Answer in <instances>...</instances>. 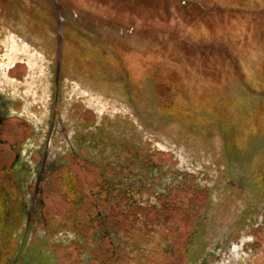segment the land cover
<instances>
[{
	"label": "rangeland",
	"instance_id": "374dc122",
	"mask_svg": "<svg viewBox=\"0 0 264 264\" xmlns=\"http://www.w3.org/2000/svg\"><path fill=\"white\" fill-rule=\"evenodd\" d=\"M20 56L35 82L15 94L35 111L7 136L35 129L54 218L91 210L103 174L159 167L143 206L102 208L118 232L91 264H264V0H0V71L22 79L25 65L2 70ZM0 198V231L31 242L24 263L63 264ZM83 225L58 235L90 236Z\"/></svg>",
	"mask_w": 264,
	"mask_h": 264
},
{
	"label": "flooded vegetation",
	"instance_id": "af4514ba",
	"mask_svg": "<svg viewBox=\"0 0 264 264\" xmlns=\"http://www.w3.org/2000/svg\"><path fill=\"white\" fill-rule=\"evenodd\" d=\"M14 62V65H11L10 68L4 69V67L2 70L8 71L12 68L15 69L18 65L20 67L25 65L26 73L22 79L16 78V76H12L11 74L5 76L3 72L0 71V76H2L4 80V84L0 86V196H7L9 201V204L5 207L6 210L2 209V212L6 211L2 214V218L5 220L8 213L13 215L12 217L15 218L16 221L21 220V224L18 227H21V225L23 227L19 231L22 233L24 228L27 227L26 229L30 232L29 237L31 238L36 233L54 240L55 244H51V247L53 249L54 247L56 248L58 256L63 264H91L92 261H101L102 249H99V247H106L108 253L110 250L112 251L115 245L114 236L117 231L115 225L116 219L119 218L116 216L117 213L108 214L102 208L108 206L119 207L121 205L132 210L137 204V207L143 206V203L141 202L144 201V203H146L147 197L149 196L147 192L149 186H145L146 180L155 177V175L160 177L161 175L158 170L159 167L143 164L140 167L143 171L139 172L135 171L132 168L133 166L131 167L127 165L126 167L122 166V170L125 169L123 175L115 173L106 176L103 174L96 192H93L95 200L93 201V207L91 210L88 209V212L84 213L82 216L77 212H69L68 214H65L66 217H61V219L57 217L54 218L51 215V212L48 211V205L45 201L46 189L49 187V185H47L48 181H46L48 176L45 174L43 176V165L38 162L42 155L41 152L38 151V148H40L42 144H40L39 141L35 143V129L32 130V136H25L24 140L21 141H13L7 136V134L12 132L11 128H9L10 124H12L11 120L17 118L16 121H19L18 117L22 118V112L26 110L29 111V106L31 107V111H35V95L27 96L26 98V96H17L15 94L19 89L16 86V84H19V81L22 82V84L28 83L29 81L35 82V71L31 69L33 64H28L26 59L21 60V56ZM6 84L12 86V93L10 89H7ZM3 86L8 90V93L2 92ZM33 119L34 117L31 118V120ZM25 120L29 121L27 118ZM32 125H35V123H32ZM33 127L35 128V126ZM35 151L38 152L37 155H35ZM26 155L29 156L31 159L30 161L25 160ZM64 162L67 163L68 161L65 159ZM157 165L160 166L161 164L157 163ZM49 167L54 168L53 161L49 164ZM153 168H155L156 172L151 175L150 172ZM43 177L45 181L41 185L39 181L42 180ZM62 177L64 179L63 184L67 183L69 174H64ZM103 181L109 182L111 184L110 186L117 189L116 194L102 195ZM63 186L62 193L65 194L63 192L65 187ZM79 196L80 192L76 193L75 201L78 204L80 200ZM65 197L67 198L66 195ZM113 197H117V200L113 201ZM104 200L109 203H105ZM1 204L3 203L1 202ZM1 207L3 208V205ZM135 211L140 214L143 212L142 210ZM132 212L133 211H131V213ZM125 213H130V211L126 210ZM83 216L84 218L82 219ZM123 216L122 222H125L126 215ZM128 217L131 216L127 214V218ZM64 218H69L74 222L71 223ZM86 221H88L89 225L86 224ZM84 223L85 226H91L89 228V230L92 231L90 236H87L86 233H84L85 236L83 237H68L69 240H72L70 242L65 241L63 237L58 235V233L62 232L66 226L84 227ZM197 228L199 229L198 232H201L203 226ZM197 228L196 230H193L192 237L198 236ZM13 234H15V232ZM11 237L12 234H10L9 231H0V264H25L23 259H30L28 257V246L31 242L23 243L22 246L25 245L27 247H21L18 249L17 243H14L13 240L11 241ZM29 240L31 239H26V241ZM193 240L191 238V243ZM71 245L78 247L76 253L70 250L69 247ZM66 256L70 257L71 260L65 261L66 259H64V257ZM126 261H129V264L131 263V260L126 259ZM208 262L209 261L207 260L204 263L202 262V264H208Z\"/></svg>",
	"mask_w": 264,
	"mask_h": 264
},
{
	"label": "trees",
	"instance_id": "16d2710c",
	"mask_svg": "<svg viewBox=\"0 0 264 264\" xmlns=\"http://www.w3.org/2000/svg\"><path fill=\"white\" fill-rule=\"evenodd\" d=\"M111 184L107 181H103L102 182V195H107V194H116L117 189L113 188L112 186H110ZM113 201L117 200V197H113L112 198ZM105 203H107L108 201L104 200ZM109 203V202H108ZM107 203V204H108Z\"/></svg>",
	"mask_w": 264,
	"mask_h": 264
}]
</instances>
